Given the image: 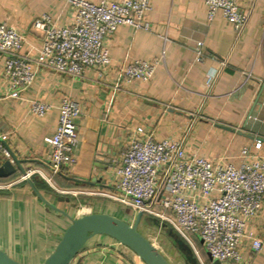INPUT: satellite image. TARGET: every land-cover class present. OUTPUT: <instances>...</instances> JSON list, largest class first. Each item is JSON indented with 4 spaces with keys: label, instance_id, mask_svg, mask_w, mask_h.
<instances>
[{
    "label": "crops",
    "instance_id": "1",
    "mask_svg": "<svg viewBox=\"0 0 264 264\" xmlns=\"http://www.w3.org/2000/svg\"><path fill=\"white\" fill-rule=\"evenodd\" d=\"M236 1L249 13L238 37L219 12L207 19L204 0H151L145 19L149 30L120 25L106 37L110 63L87 67L81 77L37 67L32 84L18 99L7 96L8 81L3 76L0 54V135H5L13 154L24 160L26 170L39 169L50 179L48 182L35 172L30 176L34 183L41 185L43 179L65 193L74 194L65 191L74 190L85 195L77 198L59 194L55 187V192L40 189L49 201L72 216L83 213V207L126 219L134 216V211L127 215V206L108 195L117 193L114 168L137 127L156 140L183 137L187 153L196 152L213 161L238 165L244 146L264 157V0ZM42 13L56 25H68L74 10L65 0H0V21L24 34L23 51L32 59L42 43L41 32L32 22ZM197 42L200 48L195 46ZM135 59L158 62L147 81L126 82L120 75L122 67ZM208 73H214L209 86ZM64 97L75 100L80 108L74 118L75 162L54 174L50 172L51 148L46 138L55 131L58 105ZM29 99L51 107L38 116L31 112ZM258 139L261 146L257 149L254 143ZM20 177L18 183H6L7 191H0V248L18 261L38 264L57 243L68 218L47 209ZM56 196L70 200L57 201ZM245 230L264 240V198L259 212L247 220ZM194 238L198 255L204 263L211 262L201 239ZM71 264L144 263L115 240L95 236ZM230 264H264V245L256 251L248 240L243 241L240 259Z\"/></svg>",
    "mask_w": 264,
    "mask_h": 264
},
{
    "label": "built area",
    "instance_id": "2",
    "mask_svg": "<svg viewBox=\"0 0 264 264\" xmlns=\"http://www.w3.org/2000/svg\"><path fill=\"white\" fill-rule=\"evenodd\" d=\"M74 10L73 21L68 25H56L47 13L32 22L41 32L42 43L36 58L23 51L24 34L0 21V54L3 56L2 72L8 81L10 98H21L36 75V68L81 77L87 67H101L110 63L105 45L118 26L130 25L149 30L145 20L151 10V0H65ZM207 19L219 12L232 25L236 36L241 35L248 23L249 13L242 11L236 0H204ZM200 48V43L195 45ZM157 61L135 59L121 69L126 82L147 81L153 74ZM211 85L214 73L206 76ZM117 88V86H116ZM32 113L43 116L50 105L29 99ZM80 113L78 103L64 97L58 105V120L54 133L46 138L50 145L48 154L50 172L59 173L75 162L73 148L77 142L74 118ZM121 157L115 165L116 194L108 196L131 208L171 223L175 231L193 248L200 264H206L192 243L198 236L209 256L221 264L240 259V245L248 240L253 250H259L264 240L246 232L248 219L254 217L264 198V157H258L242 147L243 157L238 165L221 159L211 160L196 152L187 153L183 137L179 139H154L137 127ZM137 134H139L137 136ZM0 135V165L10 154ZM258 139L255 148H260ZM38 173L46 181L48 177L39 169H28L21 179ZM8 186L1 184L0 187ZM86 208V212H89ZM166 212H169L167 214Z\"/></svg>",
    "mask_w": 264,
    "mask_h": 264
},
{
    "label": "water",
    "instance_id": "3",
    "mask_svg": "<svg viewBox=\"0 0 264 264\" xmlns=\"http://www.w3.org/2000/svg\"><path fill=\"white\" fill-rule=\"evenodd\" d=\"M225 129L235 131V129L217 124ZM239 134L247 135L242 131H237ZM251 137V135H247ZM3 145L10 154V159H6L0 165V178H7L16 173L21 175L26 174V169L23 167V159H18L10 150L6 141L1 139ZM67 179L75 181H83L86 183H93L90 179L82 180L77 178L67 177ZM33 195L54 212H57L68 218V224L65 226L61 235L51 250V252L38 264H71L77 254L87 245V243L95 236H106L117 243L124 245L130 249L138 259L144 264H171L167 257L159 250V248L143 235L138 225L143 218L141 211H137L134 215L133 221L130 222L124 217H120L108 212H83L75 216L70 215L68 212L52 203L46 198L43 193L37 188L32 177L25 178ZM57 201H69L68 197L56 196ZM131 208L126 207L125 213L131 215ZM149 216V215H147ZM155 223H158L156 217H152ZM171 233V232H170ZM179 249L186 251L187 264H200L192 247L182 241L177 240ZM211 264H221L218 260L209 256ZM0 264H27L18 261L11 257L6 251L0 248Z\"/></svg>",
    "mask_w": 264,
    "mask_h": 264
},
{
    "label": "rangeland",
    "instance_id": "4",
    "mask_svg": "<svg viewBox=\"0 0 264 264\" xmlns=\"http://www.w3.org/2000/svg\"><path fill=\"white\" fill-rule=\"evenodd\" d=\"M20 176L21 175H19L17 177L16 176H13V178L11 180H16ZM11 180H9V181H11ZM9 181H6V182L5 181L4 182H1L0 181V185L1 184L3 185V184H6V183H9ZM19 181H22L21 183H23L24 180H22L21 177H20V180ZM40 181L41 182H39V183L41 185L42 184L47 185L48 186V190H50V191H54L53 189L55 187L56 188L55 191L57 193H59V194L66 195V196L75 195V197H77V198H80V197L83 198V195L84 194H82V193L75 192L74 190H65V191H73L74 194H72V192L65 193L64 191H62L64 189H60L59 187H57V186H55L53 184L52 185L54 187H52L51 185H49L43 179H40ZM15 183H18V181L16 180ZM14 185H13V187H14ZM10 187H12V186H10ZM6 189H7V186L0 187V191H4V190L7 191ZM57 190H60V191H57ZM109 194H112V193H109ZM100 197H102V196H100ZM83 208L85 209L87 207H83ZM80 209H81V207H80ZM87 210L89 212H91V211L93 212V208L92 209L89 208ZM83 212H86V210H84ZM133 218H134V216H130L128 220L130 222H132L133 221ZM157 219H158V223H155L152 220L151 216H147V215L143 216V218L141 219V221H140V223L138 225L139 231L143 235H145L149 240H151L159 248V250L170 260L171 264H187L186 257H185L186 256V251L179 249V246L177 244L178 243L177 240H179V239L181 240L182 239V241H184L189 246V248L192 247V246L187 241H185L175 231V229L172 227V225H171L170 222L165 221V220H161L159 218H157ZM193 241L194 240L192 239V243L194 245V242Z\"/></svg>",
    "mask_w": 264,
    "mask_h": 264
},
{
    "label": "trees",
    "instance_id": "5",
    "mask_svg": "<svg viewBox=\"0 0 264 264\" xmlns=\"http://www.w3.org/2000/svg\"><path fill=\"white\" fill-rule=\"evenodd\" d=\"M63 175H64V174H63ZM13 176H16V174H14V175H12V176H10V177H7V178H0V181H1V182L9 181V180H11V179L13 178ZM35 185L37 186V188H38L39 190L42 189V188H44L45 190H48L47 185H44V184L39 185V184H37L36 182H35ZM193 240H194V242H195V238H194ZM206 264H211V262L209 261V263H206Z\"/></svg>",
    "mask_w": 264,
    "mask_h": 264
}]
</instances>
